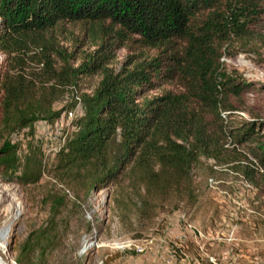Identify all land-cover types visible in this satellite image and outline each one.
Segmentation results:
<instances>
[{
  "label": "trees",
  "instance_id": "1",
  "mask_svg": "<svg viewBox=\"0 0 264 264\" xmlns=\"http://www.w3.org/2000/svg\"><path fill=\"white\" fill-rule=\"evenodd\" d=\"M72 25L98 41L77 66L59 39ZM263 31L264 0H0V183L40 186L45 211L12 249L16 264H48L70 234H88L82 207L100 191L124 221L190 209L201 158L264 185V122L230 126L255 86L222 62L262 42ZM120 49L130 55L116 71ZM92 76L96 87L78 93ZM71 90L69 113L80 115L47 167L32 140L22 149L11 137L53 124ZM228 143L245 148L249 167Z\"/></svg>",
  "mask_w": 264,
  "mask_h": 264
},
{
  "label": "rangeland",
  "instance_id": "2",
  "mask_svg": "<svg viewBox=\"0 0 264 264\" xmlns=\"http://www.w3.org/2000/svg\"><path fill=\"white\" fill-rule=\"evenodd\" d=\"M59 39L61 46L74 53L75 66L98 49V41L87 37L81 25L64 26ZM113 54L110 67L118 71L130 53L120 49ZM222 62L227 74L255 86L245 97L246 110L231 115V128L253 119L264 122V38ZM3 68L4 56L0 54V73ZM99 80L98 76L83 78L78 93H89ZM75 99V91L65 93L54 105L55 111H62L58 120L53 124L40 121L32 135L26 130L16 133L12 142H20L23 149L32 140L49 167L71 132L72 121L80 115L79 107L68 115ZM226 148L232 154L235 149L236 158L249 167L251 158L244 147L228 143ZM233 167L235 164L225 166L199 159L192 169L196 203L190 209L161 213L149 220H120L110 210L107 192L94 193L82 207L90 232L70 234L48 264H264V185ZM39 187L22 189L0 183L2 264H16L12 249L44 217L38 203Z\"/></svg>",
  "mask_w": 264,
  "mask_h": 264
},
{
  "label": "bare ground",
  "instance_id": "3",
  "mask_svg": "<svg viewBox=\"0 0 264 264\" xmlns=\"http://www.w3.org/2000/svg\"><path fill=\"white\" fill-rule=\"evenodd\" d=\"M3 262H2V260L0 259V264H2Z\"/></svg>",
  "mask_w": 264,
  "mask_h": 264
},
{
  "label": "built area",
  "instance_id": "4",
  "mask_svg": "<svg viewBox=\"0 0 264 264\" xmlns=\"http://www.w3.org/2000/svg\"><path fill=\"white\" fill-rule=\"evenodd\" d=\"M68 115H69V116H71V115H72V114H71V112H70V113H68Z\"/></svg>",
  "mask_w": 264,
  "mask_h": 264
}]
</instances>
